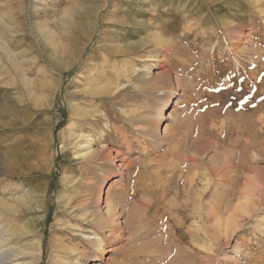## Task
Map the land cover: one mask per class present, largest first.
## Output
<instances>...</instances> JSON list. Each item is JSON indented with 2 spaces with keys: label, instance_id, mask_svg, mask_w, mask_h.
Segmentation results:
<instances>
[{
  "label": "rangeland",
  "instance_id": "obj_1",
  "mask_svg": "<svg viewBox=\"0 0 264 264\" xmlns=\"http://www.w3.org/2000/svg\"><path fill=\"white\" fill-rule=\"evenodd\" d=\"M263 78L264 0H0L1 264H264Z\"/></svg>",
  "mask_w": 264,
  "mask_h": 264
},
{
  "label": "bare ground",
  "instance_id": "obj_2",
  "mask_svg": "<svg viewBox=\"0 0 264 264\" xmlns=\"http://www.w3.org/2000/svg\"><path fill=\"white\" fill-rule=\"evenodd\" d=\"M209 2V0H206V2ZM258 1V0H257ZM159 2V1H158ZM160 4V3H159ZM103 5V4H102ZM147 5V4H146ZM204 5V4H203ZM210 5V4H209ZM223 5V4H222ZM154 6V5H153ZM166 6V5H165ZM206 7V6H205ZM214 7V6H213ZM188 8V7H187ZM220 8V7H219ZM163 9V8H162ZM165 9V8H164ZM208 9V8H207ZM153 11H155V10H153ZM213 11V10H212ZM215 11V10H214ZM213 11V12H214ZM219 11V10H218ZM208 12H209V9H208ZM156 13H158V12H156ZM99 14V13H98ZM215 14H216V12H215ZM151 15V14H150ZM157 15V14H156ZM187 16V15H186ZM181 17H183V16H181ZM216 17H217V15H216ZM170 18V17H169ZM186 18V17H185ZM189 18V17H188ZM201 17H199V19H200ZM210 18V17H209ZM208 18V19H209ZM94 19V18H93ZM193 19V18H192ZM202 19V18H201ZM247 19V18H246ZM187 20H189V19H187ZM215 20V19H214ZM164 21V20H163ZM184 21V20H183ZM182 21V22H183ZM202 21V20H201ZM206 21V20H205ZM216 21V20H215ZM180 22V21H179ZM181 22V23H182ZM198 22V21H197ZM197 22H196V24H197ZM224 23V22H223ZM129 24V23H128ZM186 24V23H185ZM188 24V23H187ZM183 25V24H182ZM189 25H191V24H189ZM157 26V25H156ZM156 26H154V25H151L150 23L148 24L147 23V25H146V29H145V31H147V30H150V31H153V33L152 34H154L153 36H152V38H150V37H145V38H141L139 41H137L136 42V45H134L133 46V44H125V45H123L124 47V51L122 52L123 54H124V52H125V54H129V53H136L135 52V49L136 48H134V47H142V46H144V45H146V44H151V41H153L155 38H159V37H162L163 38V32L161 31V30H159V31H157V32H155L156 30H155V28H156ZM179 26H180V24H179ZM205 26V25H204ZM178 27V26H177ZM185 27V26H184ZM220 27V26H219ZM183 28V27H182ZM214 28V27H213ZM217 28H218V26H217ZM178 29V28H177ZM189 29V28H188ZM187 29V30H188ZM227 29V28H226ZM169 30V29H168ZM199 30H201V29H199ZM213 30V29H212ZM229 30V29H228ZM178 31V30H177ZM189 31V30H188ZM214 31V30H213ZM225 31V30H224ZM139 32V31H138ZM141 32V31H140ZM181 32V31H180ZM179 32V33H180ZM183 32V31H182ZM205 32V31H204ZM145 33V32H144ZM143 33V34H144ZM150 33V32H149ZM221 33V32H220ZM145 34H147V33H145ZM144 34V35H145ZM198 34V33H197ZM201 34V33H200ZM132 35H134V34H132ZM168 35V34H167ZM195 35V34H194ZM222 35V34H221ZM149 36V35H148ZM200 36V35H199ZM93 37H94V35H93ZM167 38V37H166ZM165 38V39H166ZM169 38V37H168ZM168 38H167V40H168ZM93 39V38H92ZM165 39H163V40H165ZM202 39V38H201ZM215 39V38H214ZM217 39V38H216ZM199 41H200V39H199ZM160 42V41H159ZM169 43H170V41H169ZM198 43V42H197ZM157 44V43H156ZM173 44V43H172ZM158 45V44H157ZM156 45V46H157ZM166 45V44H165ZM119 46H120V43H119ZM118 46V47H119ZM184 46V45H183ZM169 47V46H168ZM212 47V46H211ZM122 48V47H121ZM150 48V47H149ZM144 49V48H143ZM174 49V48H173ZM120 50V49H119ZM145 50V49H144ZM148 50V49H147ZM146 50V51H147ZM110 51V50H109ZM169 52V51H168ZM175 53V52H174ZM166 54V53H165ZM180 54V53H179ZM181 54H182V52H181ZM161 56V55H160ZM166 56V55H165ZM181 56V55H180ZM182 57V56H181ZM144 58V57H143ZM164 58V57H163ZM167 58V57H166ZM171 58V57H170ZM177 59V58H176ZM175 61H177V60H175ZM154 62V61H153ZM178 62V61H177ZM141 63V62H140ZM174 63V62H173ZM179 63V62H178ZM175 64V63H174ZM184 64V63H183ZM168 65H169V63H168ZM147 67V66H146ZM176 68V67H175ZM180 68V67H179ZM100 69H101V67H100ZM181 69V68H180ZM124 70V69H123ZM172 70H173V68H172ZM177 71H178V69H177ZM176 71V72H177ZM182 71V70H181ZM127 72V71H126ZM170 73H171V69L170 68H168V69H166L165 71H163V72H161V73H159L156 77H152V81L151 82H148V84H147V89L148 90H152L156 85L155 84H161L160 86L161 87H164V88H167V89H169L168 87H170L171 86V84H172V82H170V80H169V77H170ZM134 74V73H133ZM138 74V73H137ZM193 76H194V74H193ZM117 77V76H116ZM154 78V79H153ZM176 79H177V77H175ZM113 79V78H112ZM171 79V78H170ZM262 79V78H261ZM264 79V78H263ZM179 80V79H178ZM150 81V80H149ZM89 82V81H88ZM130 82V81H129ZM145 82V81H144ZM177 82V81H176ZM187 82V81H186ZM100 83V82H99ZM175 85V84H174ZM178 85V84H177ZM181 85V84H180ZM95 87V86H94ZM118 87V86H117ZM174 88V87H173ZM111 89V88H110ZM90 90V89H89ZM155 90V89H154ZM90 94V93H89ZM107 94V93H106ZM109 94V93H108ZM94 95V94H93ZM120 95V94H119ZM105 101V100H104ZM117 102V101H116ZM255 115H256V113H255ZM254 115V116H255ZM92 117V116H91ZM107 117V116H106ZM104 119V118H103ZM250 119V118H249ZM249 119H248V122H249ZM218 121V120H217ZM244 121V120H243ZM247 121V120H246ZM111 122V121H110ZM254 122H255V120H254ZM260 122V121H259ZM243 123H245V122H243ZM250 123V122H249ZM253 123V122H252ZM251 123V124H252ZM254 124V123H253ZM248 125V124H247ZM244 127H245V125H244ZM95 128V127H94ZM258 129V128H257ZM63 130V129H62ZM62 130H61V132H62ZM90 130V129H89ZM164 130H165V128H164ZM244 131V130H243ZM245 132V131H244ZM126 133V132H125ZM243 133V132H242ZM263 133V132H262ZM60 134V133H59ZM122 134V133H121ZM246 134V133H245ZM62 135V134H61ZM82 135V134H81ZM89 135L90 134H88V135H82V137H84L85 139H86V141L88 142L89 140H91V137H89ZM256 136H257V134H256ZM72 137V136H71ZM78 137H80V135L78 136ZM250 137V136H249ZM257 138V137H256ZM207 139V138H206ZM82 140H84V139H82ZM177 140V139H176ZM252 140V139H251ZM75 141V140H74ZM135 141V140H134ZM92 142V141H91ZM250 143H251V141H250ZM259 143V142H258ZM257 143V144H258ZM252 144V143H251ZM174 145H176V143L174 144ZM253 145H255L254 143H253ZM241 146V145H240ZM251 146V145H250ZM254 147H256V145L254 146ZM75 148H76V154H78L77 156H79V157H86L87 158V156H89L90 155V153H92L91 151L93 150L90 146H87V145H81V144H75ZM264 148V147H263ZM203 149V148H202ZM260 149V148H259ZM148 150H150V149H148ZM147 150V151H148ZM201 151V150H200ZM260 151H262V150H260ZM260 151L258 152V154L260 153ZM104 152V151H103ZM150 152V151H149ZM145 153V152H144ZM263 153H264V151H263ZM167 154V153H166ZM176 154V153H175ZM97 155V154H96ZM174 155V154H173ZM257 155V154H256ZM92 156V155H91ZM94 156V155H93ZM168 156H169V154H168ZM178 156V155H177ZM177 156H176V158H177ZM96 157V156H95ZM225 157V156H224ZM229 157V156H228ZM92 158V157H91ZM99 158V157H98ZM236 158V157H235ZM101 159V158H100ZM162 159V158H161ZM230 159V158H229ZM170 160V159H169ZM181 160V159H180ZM183 160V159H182ZM231 160V159H230ZM188 161V160H187ZM196 161V160H195ZM88 162V161H87ZM179 162H181V161H179ZM197 163H199L198 161H196ZM210 162V161H209ZM208 162V163H209ZM232 162V161H231ZM249 162V161H248ZM157 163V162H156ZM160 163V162H159ZM176 163V162H175ZM183 163V162H182ZM188 163V162H187ZM195 163V162H194ZM211 163V162H210ZM230 163V162H229ZM177 164H178V162H177ZM181 164V163H180ZM221 164V163H220ZM156 165V164H155ZM172 165H174V164H172ZM188 166H189V168H190V166H192V165H189V163L187 164ZM225 166L227 165V164H224ZM183 166V165H182ZM210 166V165H209ZM209 166H207V168L209 167ZM241 167L240 168H242L243 166L242 165H240ZM176 167V166H175ZM154 168H155V166H154ZM170 168V167H169ZM174 168V167H173ZM186 168H188L187 166H186ZM210 168V167H209ZM224 168V167H223ZM226 168V167H225ZM237 169V168H236ZM187 170H189V169H187ZM192 170V169H191ZM221 170H223V169H221ZM229 170V169H228ZM227 170V171H228ZM207 171H209V169L207 170ZM211 171V170H210ZM209 171V172H210ZM230 171V170H229ZM171 172V171H170ZM212 172V171H211ZM226 171H224V173H225ZM168 173V172H167ZM191 173V172H190ZM207 173V172H206ZM227 174H228V172H226ZM225 173V179H229V178H226V177H228V175ZM231 173H233L232 172V170H231ZM212 174V173H211ZM223 174V173H222ZM169 175V174H168ZM186 175H187V173H186ZM214 175V174H213ZM224 175V174H223ZM222 175V176H223ZM227 175V176H226ZM235 175V174H234ZM181 176V175H180ZM196 176V175H195ZM198 176V175H197ZM214 176H216V174L214 175ZM241 176V175H240ZM175 177V176H174ZM192 177V176H191ZM194 177V176H193ZM199 177V176H198ZM231 177H233V176H231ZM230 177V178H231ZM201 178V177H200ZM212 178H213V176H212ZM221 178V177H220ZM252 178V177H251ZM186 179H188L187 177H186ZM204 179V178H203ZM214 179V178H213ZM212 179V180H213ZM225 179H224V181H225ZM233 179H234V177H233ZM249 179V178H248ZM247 179V180H248ZM145 180V179H144ZM193 180H195V179H193ZM198 180V179H197ZM202 180V179H201ZM211 180V183H214L213 181ZM257 180V179H256ZM202 181H204V180H202ZM210 181V180H209ZM219 181H220V179H219ZM222 181V180H221ZM227 181H229V180H227ZM234 181V180H233ZM183 182H185V180L183 181ZM199 182V181H198ZM194 183H196V182H194ZM204 182H202V184H203ZM209 182H207V184H208ZM227 183V182H226ZM231 183V182H230ZM235 183V182H234ZM171 184V183H170ZM188 184V183H187ZM200 184V183H199ZM189 185V184H188ZM193 185V184H192ZM214 185H215V183H214ZM229 185H231V184H229ZM228 185V187H230ZM233 185H235V184H233ZM249 185H253V184H249ZM248 185V186H249ZM205 186V185H204ZM212 185H210V187H211ZM187 187V186H186ZM196 187H197V185H196ZM213 187V186H212ZM212 187H211V189H212ZM236 187V186H235ZM253 187V186H252ZM252 187H251V189H252ZM195 188V187H194ZM232 188H234V186H232L231 187V189ZM208 189H210V188H208ZM228 189V188H227ZM249 189V188H248ZM254 189H256V188H254ZM145 190V189H144ZM148 190V189H147ZM173 190V189H172ZM189 190V189H188ZM198 190V189H197ZM232 190H234V189H232ZM253 190V189H252ZM150 191V190H149ZM199 191V190H198ZM209 191V190H208ZM221 191V190H220ZM224 191H226V190H224ZM229 191V190H228ZM227 191V192H228ZM251 191V190H250ZM253 191H255V190H253ZM236 191H234L233 192V194L235 193ZM186 193H187V191H186ZM190 193V192H189ZM194 193V192H193ZM192 193V194H193ZM196 193V192H195ZM205 193V192H204ZM203 193V194H204ZM170 194V193H169ZM191 193H190V195H192ZM232 194V193H231ZM230 194V195H231ZM80 195V194H79ZM181 195V194H180ZM187 195H188V193H187ZM196 195V194H195ZM202 195V194H201ZM206 196H207V194H205ZM227 194L225 193V195L224 196H226ZM198 196H200V194L198 195ZM198 196H196L197 198H198ZM223 195H221V197H222ZM228 196H229V193H228ZM180 197V196H179ZM186 197H188V196H186ZM227 197V196H226ZM226 197H225V199H226ZM116 198V197H115ZM191 198V197H190ZM202 198H205V197H203L202 196ZM218 198V197H217ZM193 199H195L194 198V196H193ZM231 199V198H230ZM237 199V198H236ZM17 200V199H16ZM115 200V199H114ZM212 200V199H211ZM209 201V204H210V202H212V201ZM228 200V199H227ZM176 201V200H175ZM182 201H184V200H182ZM188 201H190V200H188ZM195 201H196V199H195ZM194 201V202H195ZM205 201V200H204ZM113 202V200L111 201L110 199H108V198H106L105 197V203H106V205H105V211L104 212H101V213H99L100 215V219H99V221H98V223H97V227H95V228H99V229H104V228H110L111 230H112V228L113 229H115L116 228V226L118 225V224H115V222H117L116 221V218L118 217V211H117V202H119V203H121L120 205H121V207H122V209H123V202H122V198H120L119 200H116V201H114V202H116V204L115 203H112ZM127 202V201H126ZM161 202V201H160ZM193 202V204L195 205V203L197 202H195L194 203ZM154 203H155V200H154ZM166 203V202H165ZM183 203H185V201L183 202ZM199 203V201L197 202V204ZM227 203H229V202H227ZM150 204V203H149ZM157 203H155V205H156ZM186 204V203H185ZM207 204V203H206ZM221 204V203H220ZM240 204V203H239ZM239 204H238V207H239ZM65 205V204H64ZM200 205V204H199ZM218 205V204H217ZM216 205V206H217ZM224 204L222 203V205H220V206H217V207H219L220 208V210H222L223 208H222V206H223ZM241 205V204H240ZM10 206V205H9ZM177 206V205H176ZM182 206V205H181ZM190 206V205H189ZM207 206V205H206ZM174 207V206H173ZM183 207V206H182ZM201 207V206H200ZM214 207H215V205H214ZM226 207V206H225ZM10 208V207H9ZM14 208V207H13ZM184 208V207H183ZM199 208V207H198ZM204 208H205V205H204ZM206 208H208V206L206 207ZM205 208V209H206ZM209 208H210V206H209ZM222 208V209H221ZM228 208V207H227ZM186 209V208H185ZM200 209V208H199ZM199 209H197V210H199ZM203 209V208H202ZM202 209H200L202 212H203V210ZM226 209V208H225ZM119 210V209H118ZM193 210V209H192ZM228 210V209H227ZM84 211V210H83ZM208 211V210H207ZM215 211V210H214ZM219 211V210H218ZM236 211V210H235ZM87 212V211H86ZM120 212V211H119ZM121 212H122V210H121ZM134 212V211H133ZM133 212H129L126 216H127V218L125 219L126 220V222H125V226H128V225H126V224H128V223H130V220L132 221V219H133V217H134V215H133ZM175 212V211H174ZM201 212V213H202ZM205 212V215H206V210L204 211ZM216 212V211H215ZM163 213V212H162ZM170 213V212H169ZM186 213V212H185ZM194 213V212H193ZM197 213V212H196ZM220 213V212H219ZM218 212H217V215L219 214ZM222 213H224V212H221V214H219L218 216H219V218H220V216L222 215ZM120 214H122V213H120ZM166 214V213H165ZM179 214V213H178ZM182 214H184V213H182ZM187 214L188 213H186V216H187ZM192 214V213H191ZM202 214H204V213H202ZM230 214H231V212H230ZM235 214V213H234ZM83 215V214H82ZM138 215V214H137ZM200 215V214H199ZM98 216V215H97ZM125 216V217H126ZM140 216V215H139ZM186 216H184V217H186ZM202 216H204V215H202ZM95 217V216H94ZM93 217V218H94ZM136 217H138V216H136ZM154 217V216H153ZM227 217H229V216H227ZM81 218V217H80ZM164 218V217H163ZM167 218V217H166ZM174 218V217H173ZM188 218V217H187ZM186 218V219H187ZM203 219H206V217L204 218V217H202ZM209 218V217H208ZM222 218H223V216H222ZM79 219V218H78ZM137 219V218H136ZM186 219H185V221H186ZM191 219H193V218H191ZM210 219H212V217L210 218ZM223 219H226V218H223ZM165 220H167V219H165ZM188 220H189V218H188ZM219 220V219H218ZM228 220V219H227ZM234 220V219H233ZM232 220V221H233ZM81 221V220H80ZM194 221V220H193ZM211 221V220H210ZM140 222V221H139ZM138 222V223H139ZM167 222V221H166ZM165 222V223H166ZM182 222H183V220H182V218H177L176 217V220H175V225L180 229V227H181V229H182V226H181V224H182ZM189 222V221H188ZM223 222H224V220H223ZM223 222H221V224L223 223ZM228 222H230V221H228ZM133 223V222H132ZM190 223V222H189ZM196 223V222H195ZM226 223V222H225ZM172 224V223H171ZM171 224H170V226H171ZM187 224V223H186ZM228 224V223H227ZM235 224V223H234ZM94 225V224H93ZM131 225V224H130ZM173 225V224H172ZM184 225V224H183ZM229 225V224H228ZM232 224H230V226H231ZM234 226V225H233ZM119 227V226H118ZM121 227V226H120ZM129 227V226H128ZM192 227V226H191ZM194 227V226H193ZM225 227V226H224ZM234 228H235V226H234ZM234 228H232V229H234ZM224 229V228H223ZM228 229H229V226H228ZM231 229V230H232ZM170 230H172V229H170ZM237 230V229H236ZM180 232H181V230H179ZM223 231V230H222ZM115 232V231H114ZM233 232V231H232ZM235 232V231H234ZM2 233V231L0 230V234ZM10 233V232H9ZM102 233V232H101ZM170 233V232H169ZM169 233H168V235H169ZM182 233V232H181ZM188 233V232H187ZM192 233V232H191ZM195 233V232H194ZM222 233H224V232H222ZM240 233V232H239ZM238 233V234H239ZM4 234V233H3ZM2 234V235H3ZM172 234V233H171ZM170 234V235H171ZM177 234V233H176ZM226 234V233H225ZM229 234V233H228ZM10 235V234H9ZM9 235H8V237H9ZM85 235H87L86 237H84L85 239H87L88 240V242L90 241V243L92 244H95L96 246H95V248H96V252L94 253L95 255H97L98 257H99V255H102L103 253H105L106 252V249H105V241H104V237H101V236H99L98 234H90V235H88V234H85ZM171 236H173V235H171ZM179 236H180V234H179ZM183 235L181 234V237H182ZM225 236V235H224ZM169 237V236H168ZM175 238V237H174ZM231 238V237H230ZM8 240V239H7ZM180 240V239H179ZM182 240V239H181ZM61 242H63V241H59L58 242V244L56 245V247L58 248V247H61L60 246V244H61ZM75 243H77V242H75ZM65 244V243H64ZM75 245V244H74ZM67 246V245H66ZM65 246V247H66ZM90 246V245H89ZM39 247V246H38ZM68 247H69V245H68ZM93 247V246H92ZM11 248V247H10ZM14 250H9L8 249V251L6 252V255L5 256H2V254L4 255V253H3V251L0 249V264L4 261V260H6V259H8V258H10V259H12L13 258V261H14V258L16 259V257H18L19 255H22V256H25V254L27 253V251H23L22 249L21 250H19L17 247L16 248H13ZM63 249H64V247H63ZM91 249V248H90ZM93 249V248H92ZM3 250H5V249H3ZM62 250V249H61ZM41 251V250H40ZM72 251V253H73V255H76L77 257H84L85 255H87L88 253H86L87 252V249H86V247H84V248H81L80 247V245H77L76 244V246H75V248H74V250H70V252ZM89 251V250H88ZM38 253V252H37ZM91 253V252H90ZM40 254V253H39ZM30 255V254H29ZM21 257V256H20ZM26 257V256H25ZM102 257V256H101ZM24 258V257H23ZM9 259V260H10ZM18 259V258H17ZM41 259V256L40 257H35L34 259H30L29 261H28V263L27 264H37L38 263V261ZM100 259V258H99ZM9 260H6V261H9ZM19 260V259H18ZM19 264V263H18ZM60 264H61V261H60Z\"/></svg>",
  "mask_w": 264,
  "mask_h": 264
}]
</instances>
